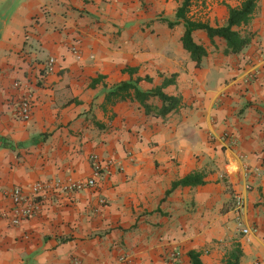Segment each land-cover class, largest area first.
<instances>
[{"label":"crops","instance_id":"obj_1","mask_svg":"<svg viewBox=\"0 0 264 264\" xmlns=\"http://www.w3.org/2000/svg\"><path fill=\"white\" fill-rule=\"evenodd\" d=\"M242 1L192 0L189 13L205 2V17L193 19L223 25ZM179 5L0 0V210L15 186L30 194L38 181L87 179L91 153L109 163L95 186L41 191L38 212L18 225L0 216V264H191V250L228 264L237 248L238 264H264V0L239 27L253 37L240 53L193 32L208 50L199 66L184 21L169 24ZM174 74L163 90L182 101L164 117L134 98L105 104L116 83L140 78L148 91ZM25 85L29 120L16 115ZM197 170L204 184L167 195Z\"/></svg>","mask_w":264,"mask_h":264},{"label":"trees","instance_id":"obj_2","mask_svg":"<svg viewBox=\"0 0 264 264\" xmlns=\"http://www.w3.org/2000/svg\"><path fill=\"white\" fill-rule=\"evenodd\" d=\"M191 6L192 0H182L176 13L177 20L169 21V24L173 26L179 23L180 20L184 21L186 30L182 38L183 44L190 52L193 60L196 61L197 66L201 64L203 57L208 54L207 48L203 44L197 43L193 38V32L197 29L205 30L212 41L215 37L223 38L226 41V47L224 50L226 54L240 53L251 43L253 38L252 35L249 33H242L239 27L246 26L251 23L258 11V0H243L238 6H229V16L226 23L217 26L191 18L189 16ZM126 70L131 73L136 71L135 68L130 67ZM148 79H150V77H148ZM140 80V78L130 79L107 87L105 104L115 105L119 101L134 98L141 102L148 114L163 117L181 105L182 99L180 96L169 95L163 90L165 86L175 82V74L171 78H165L161 86L148 91H144L139 87ZM153 96H157L161 99L162 106L157 107L148 102V100ZM205 176L206 173L204 170L194 171L175 181L173 183V187L167 191V195L178 186H196L204 184L206 182ZM241 254L242 252L239 248H237L233 253H231L228 264H238ZM189 256L191 264H204L200 258V252L191 250L189 252Z\"/></svg>","mask_w":264,"mask_h":264},{"label":"built area","instance_id":"obj_3","mask_svg":"<svg viewBox=\"0 0 264 264\" xmlns=\"http://www.w3.org/2000/svg\"><path fill=\"white\" fill-rule=\"evenodd\" d=\"M75 51H78L74 48ZM56 63L55 57H49L45 64V69L48 72L54 70ZM16 85H19L17 82ZM26 90L21 96L16 115L17 117L29 120L33 116V97L34 93L31 87L25 85ZM228 138V137H227ZM90 161L92 165V173L87 179H72L66 180L56 178L49 182L38 181L34 184L32 192L27 194L20 186L13 187L10 191L6 192L11 200V206L0 210V216L8 219L12 225H18L23 220L35 215L39 210V196L41 191H62V192H75L87 187L95 186L99 183L104 172L107 170L109 163H105L96 153L90 154ZM251 187V185H249ZM51 190V191H50ZM236 209L239 211L244 206V199L240 194L235 195ZM240 216V215H239ZM240 222V220H239ZM176 257V253L172 254Z\"/></svg>","mask_w":264,"mask_h":264},{"label":"rangeland","instance_id":"obj_4","mask_svg":"<svg viewBox=\"0 0 264 264\" xmlns=\"http://www.w3.org/2000/svg\"><path fill=\"white\" fill-rule=\"evenodd\" d=\"M180 1V3H181V1L182 0H179ZM202 5H203V7L205 8H199V9H195V14H194V16H191L190 15V13H189V15H190V17L191 18H194V17H197V18H204L205 17V10L208 8V5H206V3L205 2H202Z\"/></svg>","mask_w":264,"mask_h":264}]
</instances>
